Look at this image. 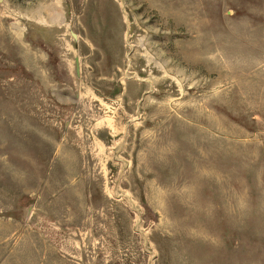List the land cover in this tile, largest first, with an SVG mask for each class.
I'll list each match as a JSON object with an SVG mask.
<instances>
[{
    "label": "rangeland",
    "instance_id": "1",
    "mask_svg": "<svg viewBox=\"0 0 264 264\" xmlns=\"http://www.w3.org/2000/svg\"><path fill=\"white\" fill-rule=\"evenodd\" d=\"M0 264H264V0H0Z\"/></svg>",
    "mask_w": 264,
    "mask_h": 264
}]
</instances>
